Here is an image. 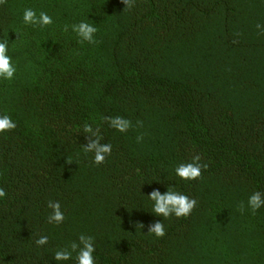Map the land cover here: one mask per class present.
<instances>
[{
	"label": "trees",
	"instance_id": "obj_1",
	"mask_svg": "<svg viewBox=\"0 0 264 264\" xmlns=\"http://www.w3.org/2000/svg\"><path fill=\"white\" fill-rule=\"evenodd\" d=\"M25 8L54 23L25 25ZM82 20L98 28L94 44L64 31ZM257 24L264 0H3L0 38L18 71L0 81V114L17 125L0 133V264H76L54 252L81 233L96 264H264V208L238 207L264 194ZM86 125L112 145L100 165ZM195 156L201 176H176ZM167 187L197 200L187 217L152 212L148 195ZM49 201L62 224L48 221ZM157 221L162 237L148 232Z\"/></svg>",
	"mask_w": 264,
	"mask_h": 264
},
{
	"label": "clouds",
	"instance_id": "obj_2",
	"mask_svg": "<svg viewBox=\"0 0 264 264\" xmlns=\"http://www.w3.org/2000/svg\"><path fill=\"white\" fill-rule=\"evenodd\" d=\"M3 0H0L2 3ZM124 3L131 4V0H124ZM23 23L25 25H31L33 27L39 26L44 28L45 26L52 25L54 23L53 17L47 12L41 11L39 15L32 8H25L23 11ZM71 28L73 32L81 38L82 41H87L90 44L96 42L95 34L98 28L87 21H80L79 23L66 26L64 31H68ZM261 31H264V25L257 24L256 26ZM18 71L17 64L14 62L13 57L9 54V42L6 39L0 38V81H12L15 79ZM109 125L118 130L119 132H127L131 127V121L121 116L107 117ZM17 127L15 120L9 114H0V133L9 132ZM84 131L91 133L94 139H90L84 151L86 153H94L93 162L100 165L105 162L106 156L111 155L112 145L110 143H101L102 137L93 132L91 126L86 125ZM141 139L138 137V140ZM200 157L195 156L193 162L180 163L175 168V175L179 178L190 181L195 180L201 176V169L204 167L199 163ZM7 195L5 189L0 187V199L5 198ZM149 199L153 202L152 212L157 216L167 218L175 215L176 217H187L193 208L197 205V200L190 198L188 195L176 191L173 187H167V190L163 193L159 189H154L149 195ZM48 208L51 212L48 215V221L54 222L59 225L65 220V214L62 210V206L59 201H49ZM241 212L250 210L252 213L257 212L261 208H264V194L259 191L253 192L247 199V204L243 202L238 206ZM156 237H162L165 235V227L161 221L155 222L150 226L149 231ZM48 236H40L36 240V244L39 246L46 245L48 243ZM73 252L76 253V264H96L97 258L94 256L96 252L95 238L91 235L81 233L78 237V242L73 241L70 247L58 248L54 252V260L56 262L69 261L73 258Z\"/></svg>",
	"mask_w": 264,
	"mask_h": 264
}]
</instances>
